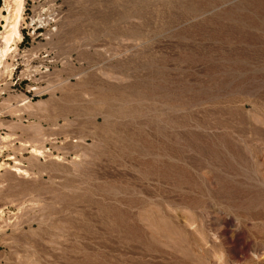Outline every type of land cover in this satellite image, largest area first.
I'll return each instance as SVG.
<instances>
[{
  "label": "rangeland",
  "instance_id": "obj_1",
  "mask_svg": "<svg viewBox=\"0 0 264 264\" xmlns=\"http://www.w3.org/2000/svg\"><path fill=\"white\" fill-rule=\"evenodd\" d=\"M24 6L0 264H264V0Z\"/></svg>",
  "mask_w": 264,
  "mask_h": 264
},
{
  "label": "bare ground",
  "instance_id": "obj_2",
  "mask_svg": "<svg viewBox=\"0 0 264 264\" xmlns=\"http://www.w3.org/2000/svg\"><path fill=\"white\" fill-rule=\"evenodd\" d=\"M24 4H25V0H5V8L7 11V15L3 14L1 17L4 23H2L3 29L2 31H0V85L6 84V79L4 78V74H6V77H9L11 75L13 68L10 67L11 65H8L7 61L8 58L13 54H15L17 50L16 42H19L22 39L21 23L23 20V11L25 7ZM25 99L22 100L25 101ZM27 102L24 104H27ZM10 136L11 135H6V137H1V140L7 141ZM21 145L24 147L30 146L29 141L25 143L23 142L21 143ZM32 152L39 155L41 153L39 150L36 149H32ZM7 160H14L15 165L20 164L15 157H10ZM1 166L2 164H0V167ZM13 168H14L13 171L15 172H22V173L24 172V170H21V168L19 167H13Z\"/></svg>",
  "mask_w": 264,
  "mask_h": 264
},
{
  "label": "trees",
  "instance_id": "obj_3",
  "mask_svg": "<svg viewBox=\"0 0 264 264\" xmlns=\"http://www.w3.org/2000/svg\"><path fill=\"white\" fill-rule=\"evenodd\" d=\"M0 5H1V0H0Z\"/></svg>",
  "mask_w": 264,
  "mask_h": 264
}]
</instances>
